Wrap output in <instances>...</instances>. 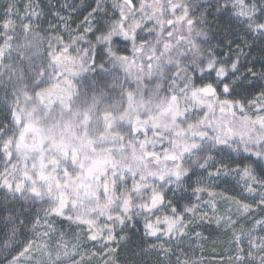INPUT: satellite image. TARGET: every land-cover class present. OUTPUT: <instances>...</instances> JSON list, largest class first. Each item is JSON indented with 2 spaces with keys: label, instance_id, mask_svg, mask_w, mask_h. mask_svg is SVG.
<instances>
[{
  "label": "snow or ice",
  "instance_id": "snow-or-ice-1",
  "mask_svg": "<svg viewBox=\"0 0 264 264\" xmlns=\"http://www.w3.org/2000/svg\"><path fill=\"white\" fill-rule=\"evenodd\" d=\"M0 264H264V0H0Z\"/></svg>",
  "mask_w": 264,
  "mask_h": 264
}]
</instances>
